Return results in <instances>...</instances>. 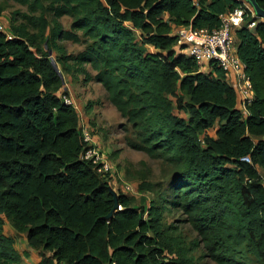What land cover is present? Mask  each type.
Instances as JSON below:
<instances>
[{
	"label": "trees",
	"instance_id": "obj_1",
	"mask_svg": "<svg viewBox=\"0 0 264 264\" xmlns=\"http://www.w3.org/2000/svg\"><path fill=\"white\" fill-rule=\"evenodd\" d=\"M2 2L26 12L0 31V264H23L5 221L38 252L34 264H194L163 222L175 209L203 257L264 264V17L254 11L233 30L252 86L244 113L235 76L213 61L201 69L176 35L218 29L243 0H0V12ZM65 41L82 49L68 55ZM64 75L101 85L132 130L125 145L173 167L157 191L138 177L149 202L116 193L120 208L105 220L110 176L81 158Z\"/></svg>",
	"mask_w": 264,
	"mask_h": 264
},
{
	"label": "rangeland",
	"instance_id": "obj_2",
	"mask_svg": "<svg viewBox=\"0 0 264 264\" xmlns=\"http://www.w3.org/2000/svg\"><path fill=\"white\" fill-rule=\"evenodd\" d=\"M244 3L253 7L249 0H244ZM2 7L0 24L3 27L7 26L6 19L9 18L11 12H26L25 7L13 2H2ZM60 22L64 29H68L71 20L68 17H62ZM62 45L68 55L76 54L82 49L81 45L72 42L65 41ZM88 70L91 71L89 67ZM91 73L93 74L92 71ZM63 79L64 86L61 91L67 92V97L76 102L81 127L91 132L99 154L113 167L110 178L112 189L116 193L132 196L137 205L142 199H147L149 202L154 195L150 192L138 191V185L141 182L138 177L143 176L150 184L156 185L155 191H157L165 186L173 167L162 159L150 158L145 153L132 150L125 145V138L132 136V130L126 120L110 105L107 94L101 85L97 83L84 84L80 79L78 82L71 81L67 75H64ZM88 102H92V104L85 110L84 106ZM163 222L166 227L176 228L173 231V236L177 238L180 242L179 246L186 250L187 256L192 258L194 264H215L209 257H203L204 251L201 245L198 247L193 245V242L198 240L197 234L179 210L165 212ZM4 234L14 239V248L21 255L23 264H34L39 260L38 252L27 247L25 236L15 233L7 221L4 224ZM27 251L28 256H24V252Z\"/></svg>",
	"mask_w": 264,
	"mask_h": 264
},
{
	"label": "built area",
	"instance_id": "obj_3",
	"mask_svg": "<svg viewBox=\"0 0 264 264\" xmlns=\"http://www.w3.org/2000/svg\"><path fill=\"white\" fill-rule=\"evenodd\" d=\"M253 16V8L244 3L242 8H236L227 15L222 16L221 26L216 30H194L191 27H185L176 31L177 46L185 45L188 55L193 58L201 69L208 62L213 61L225 72L228 78L235 76V86L240 98L239 109L244 113L245 107L251 102L252 86L244 72L243 63L235 53L233 30L242 26L245 18H251ZM254 25L255 22L251 21L248 27L251 28ZM0 31H4V27L1 24ZM7 38L10 39L11 37L7 36ZM64 103L71 105L79 112L76 102L70 97L64 96ZM83 135L88 147L81 158L89 160L95 166L98 174L103 177L110 176L111 178L113 171L111 163L108 160H104L99 154L93 138L86 128H83Z\"/></svg>",
	"mask_w": 264,
	"mask_h": 264
},
{
	"label": "water",
	"instance_id": "obj_4",
	"mask_svg": "<svg viewBox=\"0 0 264 264\" xmlns=\"http://www.w3.org/2000/svg\"><path fill=\"white\" fill-rule=\"evenodd\" d=\"M253 6V9L255 11V14L258 15L259 17H264V10L260 9L258 5L256 4L255 0H249ZM55 70H57L56 67H54ZM109 191L111 195L113 196V209L112 211L105 217V220H109L112 216L113 213L117 210H119V205L117 203V194L115 191H113L111 188H109Z\"/></svg>",
	"mask_w": 264,
	"mask_h": 264
},
{
	"label": "clouds",
	"instance_id": "obj_5",
	"mask_svg": "<svg viewBox=\"0 0 264 264\" xmlns=\"http://www.w3.org/2000/svg\"><path fill=\"white\" fill-rule=\"evenodd\" d=\"M253 8V7H252ZM254 10V9H253ZM112 189V187H110ZM113 190V189H112ZM114 191V190H113Z\"/></svg>",
	"mask_w": 264,
	"mask_h": 264
},
{
	"label": "crops",
	"instance_id": "obj_6",
	"mask_svg": "<svg viewBox=\"0 0 264 264\" xmlns=\"http://www.w3.org/2000/svg\"><path fill=\"white\" fill-rule=\"evenodd\" d=\"M244 1V0H243Z\"/></svg>",
	"mask_w": 264,
	"mask_h": 264
}]
</instances>
